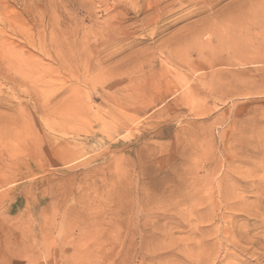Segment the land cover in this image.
Listing matches in <instances>:
<instances>
[{"label":"rangeland","instance_id":"374dc122","mask_svg":"<svg viewBox=\"0 0 264 264\" xmlns=\"http://www.w3.org/2000/svg\"><path fill=\"white\" fill-rule=\"evenodd\" d=\"M36 2L0 48L41 96L0 77V264H264V0Z\"/></svg>","mask_w":264,"mask_h":264},{"label":"bare ground","instance_id":"6f19581e","mask_svg":"<svg viewBox=\"0 0 264 264\" xmlns=\"http://www.w3.org/2000/svg\"><path fill=\"white\" fill-rule=\"evenodd\" d=\"M12 1L15 0H0V48L5 46L6 40L4 39L5 37V32H7L8 30H10L11 28L15 27L14 22H11V18L8 15V8L10 6V3ZM20 1V0H19ZM24 2V0H22ZM29 1V0H27ZM32 2V0H30ZM39 1V0H36ZM49 1L48 4H46L45 6H40L38 5V3H31V5L28 6L27 5H23V11L29 15H31L33 18L35 16H37L38 14H40V12H42L43 14H49L48 15V20L46 22L42 21H37V20H33V24H31V26L35 27L36 29L38 28H46L49 27L50 24H52V20L55 14V6L52 3V0H47ZM146 4H149L148 1H146ZM50 3V4H49ZM140 6V5H139ZM152 6V5H151ZM159 6V4L157 5ZM164 7V6H163ZM147 8H150L149 5ZM160 8V7H159ZM152 9V8H151ZM155 9V8H154ZM146 10V9H145ZM150 11V10H149ZM148 11V12H149ZM140 13V12H139ZM159 13V12H158ZM146 14V13H145ZM155 14V13H154ZM140 17V16H139ZM143 20V19H142ZM137 21V20H136ZM135 21V22H136ZM135 25V24H134ZM28 41V44H30L32 46L33 49H36V45L34 44V41L31 39H26ZM39 50V49H38ZM7 53V52H6ZM17 53V52H16ZM7 55V54H6ZM15 63L13 64V69H14V74L13 76H9V74H6L5 72V64L6 62H9V57H6L5 55L0 54V77H2V79L4 81H6L7 83H9L10 85L13 86L14 89H21V88H26V91L29 90V95L30 98L33 100V102L37 103L38 102V98H39V93L37 92V85H36V80H35V75L38 73L39 70V61H31L30 58L29 59H25L22 57V55L20 56L19 54L15 55ZM17 61V62H16ZM7 67V66H6ZM9 69V68H8ZM26 73V75L24 76V74ZM11 74V75H12ZM40 74V73H39ZM29 77V79H31V84L26 82V78ZM6 84V83H5ZM29 84V85H28ZM10 90V89H9ZM49 91V90H48ZM56 94V93H55ZM44 95V94H42ZM46 95V94H45ZM51 96V94H50ZM41 97V96H40ZM48 99V97H47ZM49 100V99H48ZM40 102V101H39ZM38 102V103H39ZM53 102V101H52ZM32 106V105H31ZM49 107V105H48ZM44 109V108H43ZM57 109V108H56ZM55 109V110H56ZM37 110V109H36ZM41 110H42V106H41ZM48 110V109H47ZM51 110V109H50ZM26 112V111H25ZM44 111H42L43 113ZM21 113V112H20ZM41 113V114H42ZM48 113V112H47ZM51 113V112H50ZM49 113V114H50ZM55 113V112H54ZM23 114V113H22ZM53 114V113H52ZM21 115V114H20ZM25 115H22V118ZM14 118V116H13ZM15 119V118H14ZM22 120V119H21ZM17 122V121H16ZM15 122V128L18 127L19 125L18 123ZM23 122V121H21ZM13 126V125H12ZM21 128V127H20ZM12 130L13 127H11Z\"/></svg>","mask_w":264,"mask_h":264}]
</instances>
